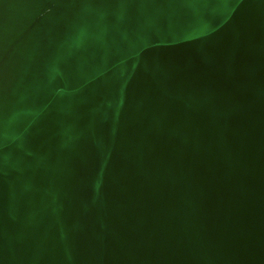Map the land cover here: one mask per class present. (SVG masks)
Segmentation results:
<instances>
[{
    "label": "water",
    "instance_id": "water-1",
    "mask_svg": "<svg viewBox=\"0 0 264 264\" xmlns=\"http://www.w3.org/2000/svg\"><path fill=\"white\" fill-rule=\"evenodd\" d=\"M0 264H264V0H0Z\"/></svg>",
    "mask_w": 264,
    "mask_h": 264
}]
</instances>
